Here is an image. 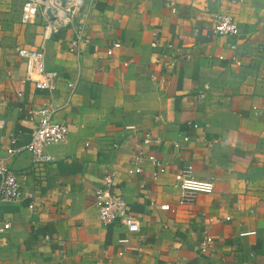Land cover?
Here are the masks:
<instances>
[{"label":"crops","instance_id":"0c3cea01","mask_svg":"<svg viewBox=\"0 0 264 264\" xmlns=\"http://www.w3.org/2000/svg\"><path fill=\"white\" fill-rule=\"evenodd\" d=\"M217 11L238 34L212 33ZM79 16L89 41L77 52L73 27L44 39L37 25H0V156L12 137L30 138L22 107L52 97L69 128L47 145L46 164L27 151L8 160L22 196L0 205V264H264V0H85ZM42 43L59 74L52 93L22 82L16 53ZM147 131L159 142L144 151L166 165L156 178L148 160L129 173ZM185 164L213 178V192L182 201L173 174ZM107 170L136 232L98 218L93 194Z\"/></svg>","mask_w":264,"mask_h":264},{"label":"built area","instance_id":"2783aa9c","mask_svg":"<svg viewBox=\"0 0 264 264\" xmlns=\"http://www.w3.org/2000/svg\"><path fill=\"white\" fill-rule=\"evenodd\" d=\"M64 1V3H63ZM85 4V0H24L20 10L19 21L21 24L34 23L36 18L41 17L43 23V37L49 38L52 34L59 32L66 27H73V37L70 43V51L77 52L81 43H87L88 38L84 35L85 19L79 16ZM47 9L51 10L53 19L47 14ZM212 33L216 35H236L239 28L233 17L226 12L217 11L213 15ZM159 43L156 40L151 42L153 48H157ZM114 46H119L115 43ZM172 49L173 45H166ZM155 51L153 54H157ZM18 56L24 59L25 73L22 82H31L36 89L53 92L57 86L58 72L50 70L45 65V48L42 43L38 48L20 46L16 48ZM179 53L175 49L174 55ZM166 56V53H164ZM170 58V57H169ZM236 60V56L231 57ZM157 60L155 59L154 62ZM152 78H157L152 74ZM69 86L73 84L68 83ZM18 97L22 92L17 93ZM2 103L0 97V105ZM22 111L27 113V118L34 122V128L29 140L24 144H19L16 137H12L5 148L6 158L0 156V205L18 201L22 196L21 183L16 172L9 166L8 160L13 156L27 151L31 154L32 162L37 166L46 164L50 157L46 153V147L52 143H61L69 135V128L65 122L57 121L54 115L58 110V105L54 99L44 101L37 107H22ZM198 127L197 123L192 124ZM133 126H127L132 128ZM159 142V138L149 131L144 132L141 146L133 156L134 165L129 168V173H140L142 171L141 162L148 160L156 166L153 177L166 171V165L153 154L146 153L142 146ZM114 171L107 170L103 176V183L94 190V205L98 211V218L103 225L113 222H120L126 226L129 232L139 230V222L127 210V203L124 198L113 189ZM173 185L180 191L182 201L192 200L196 193H211L214 190L215 182L213 178L201 179L193 175L192 165L185 164L173 174ZM31 206V205H30ZM161 209H168L169 204H160ZM229 219V217H226ZM0 222V232L2 231ZM4 226H10L8 220H4ZM252 233V232H251ZM127 242L128 239H121ZM213 238L206 234L200 240L198 249L202 253L208 252Z\"/></svg>","mask_w":264,"mask_h":264},{"label":"rangeland","instance_id":"374dc122","mask_svg":"<svg viewBox=\"0 0 264 264\" xmlns=\"http://www.w3.org/2000/svg\"><path fill=\"white\" fill-rule=\"evenodd\" d=\"M0 0V25L7 23V26H13L15 24H21L19 21L20 7L24 0ZM3 21L5 23H3ZM43 19L41 17L36 18L34 23L25 25H37L43 27Z\"/></svg>","mask_w":264,"mask_h":264},{"label":"water","instance_id":"95a60500","mask_svg":"<svg viewBox=\"0 0 264 264\" xmlns=\"http://www.w3.org/2000/svg\"><path fill=\"white\" fill-rule=\"evenodd\" d=\"M64 3V1H63ZM47 14L49 15L50 19H53L52 13L50 9H47Z\"/></svg>","mask_w":264,"mask_h":264}]
</instances>
